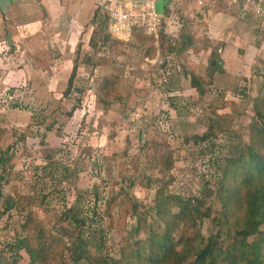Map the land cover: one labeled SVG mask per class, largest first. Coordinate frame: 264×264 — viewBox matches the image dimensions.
Instances as JSON below:
<instances>
[{
    "label": "rangeland",
    "instance_id": "374dc122",
    "mask_svg": "<svg viewBox=\"0 0 264 264\" xmlns=\"http://www.w3.org/2000/svg\"><path fill=\"white\" fill-rule=\"evenodd\" d=\"M163 2L158 44L115 39L97 11L72 50L68 17L65 39L26 31L0 60V264H151L163 242L188 254L180 264L206 246L230 263L244 192L260 185L248 163L264 161V48L242 63L235 48L225 63L200 20L211 0ZM257 229L242 243L246 264L264 247ZM17 238L44 254L34 263Z\"/></svg>",
    "mask_w": 264,
    "mask_h": 264
},
{
    "label": "crops",
    "instance_id": "0c3cea01",
    "mask_svg": "<svg viewBox=\"0 0 264 264\" xmlns=\"http://www.w3.org/2000/svg\"><path fill=\"white\" fill-rule=\"evenodd\" d=\"M211 2L213 6L203 9L200 20L208 24V35L216 39L218 46L222 47L220 58L229 63L228 58L232 61L235 48L238 49V54L235 53L234 58L237 56L241 63L245 60L251 62L256 56L260 57V49L264 48V29L255 23L256 20H248L249 16L244 15L237 6L227 7V0ZM98 9L96 0H0V60H8L9 53H12L8 50L10 46L21 47L17 44V37L21 38L26 31L46 33V29L54 27L59 32V37L65 39L68 29L61 24L69 22V18L73 39L71 44L66 45H70L72 50L77 39L80 40L82 33L87 32L83 29L90 24ZM91 34L92 29L88 28L89 39ZM25 39L22 43L29 47L32 41L27 43ZM237 44L246 47V51L239 49ZM23 53L24 51L21 55Z\"/></svg>",
    "mask_w": 264,
    "mask_h": 264
},
{
    "label": "trees",
    "instance_id": "16d2710c",
    "mask_svg": "<svg viewBox=\"0 0 264 264\" xmlns=\"http://www.w3.org/2000/svg\"><path fill=\"white\" fill-rule=\"evenodd\" d=\"M99 11V9L97 10ZM137 39L139 40L140 44H146L148 41L149 43L152 44V41L154 37L142 34V33H137L136 34ZM135 36V38H136ZM134 40V39H133ZM121 41V40H119ZM121 42H126V41H121ZM133 43V41H128L126 43ZM154 48V47H153ZM155 52V49H153ZM77 71V62H75L72 74L69 78V88L72 87L73 82H74V77L76 75ZM193 86H196L197 88H201V83L200 79L197 75H193ZM101 101L103 103H107V100L104 97H101ZM264 144V143H263ZM241 157L239 156L237 159L234 161L240 160ZM248 175L249 172L253 177H251V180H256L260 182V185L255 188V193L254 190L244 192L246 194V197H249L250 201V206L246 208V222L245 225L237 232L243 235L241 239H237L236 243L229 245L228 249L226 251V260L231 259L229 264H246L247 260L243 259L245 258L247 252L245 251V248L243 246V242L246 241L247 237L250 235H253L255 232H257V227L261 224L264 223V161H260L257 156L253 158L248 163ZM180 199H176L175 203L177 204ZM182 204L184 209H187V207H191L192 204L189 202H185L180 200L179 202ZM264 240V239H263ZM85 242L83 241L81 244H77L76 242L73 243L75 246L74 251L77 250L78 247H82ZM242 246L243 250L240 252H237L236 249ZM255 251L253 254H250V263L254 264H264V253H263V245L262 241H257L253 244ZM20 248H26L33 260V262H37L40 254H44L42 250L37 246L33 247L29 241V239H20L17 238V241L15 242L14 249H20ZM150 254L148 255L147 261L151 264H180L179 260L183 259L185 256L188 254H175L173 251L172 247H169L165 242L163 244H158L153 250L151 249ZM82 255H79L81 257ZM170 260H173V263H170ZM197 264H216L215 259L213 258V252L211 251L209 246H206L205 248L198 249L196 252V260ZM105 264H122L121 260H116L112 263L107 262Z\"/></svg>",
    "mask_w": 264,
    "mask_h": 264
},
{
    "label": "built area",
    "instance_id": "2783aa9c",
    "mask_svg": "<svg viewBox=\"0 0 264 264\" xmlns=\"http://www.w3.org/2000/svg\"><path fill=\"white\" fill-rule=\"evenodd\" d=\"M107 20L108 32L121 41H131L137 33L154 37L158 44L169 24L163 0H96ZM239 7L264 29V0H227V7Z\"/></svg>",
    "mask_w": 264,
    "mask_h": 264
}]
</instances>
